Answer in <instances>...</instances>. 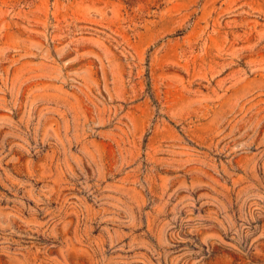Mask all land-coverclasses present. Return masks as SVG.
<instances>
[{
	"label": "rangeland",
	"instance_id": "obj_1",
	"mask_svg": "<svg viewBox=\"0 0 264 264\" xmlns=\"http://www.w3.org/2000/svg\"><path fill=\"white\" fill-rule=\"evenodd\" d=\"M0 264H264V0H0Z\"/></svg>",
	"mask_w": 264,
	"mask_h": 264
}]
</instances>
